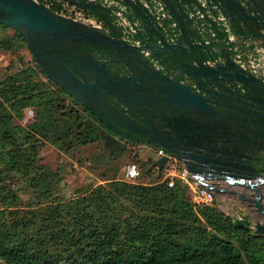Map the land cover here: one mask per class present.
I'll return each mask as SVG.
<instances>
[{
  "label": "water",
  "instance_id": "obj_1",
  "mask_svg": "<svg viewBox=\"0 0 264 264\" xmlns=\"http://www.w3.org/2000/svg\"><path fill=\"white\" fill-rule=\"evenodd\" d=\"M61 1L101 24L42 0H0V24L23 36L49 78L114 139L163 147L209 188L226 183L225 192L264 215V70L251 67L256 53L264 54V0ZM157 2L167 17L158 18ZM129 27L136 28L132 41ZM79 45L96 51L58 53L59 46ZM105 54L120 60L111 65ZM170 155L154 160L152 169L161 174ZM237 223L252 225L249 218ZM255 227L264 234V222Z\"/></svg>",
  "mask_w": 264,
  "mask_h": 264
},
{
  "label": "trees",
  "instance_id": "obj_2",
  "mask_svg": "<svg viewBox=\"0 0 264 264\" xmlns=\"http://www.w3.org/2000/svg\"><path fill=\"white\" fill-rule=\"evenodd\" d=\"M54 1L52 9L63 13V2ZM19 36L24 39L20 33ZM45 75L56 89L33 79L27 70L11 74L0 83V103L10 110L9 121L0 123V143L4 148L10 145L9 139L19 137L25 144L44 140L69 151L100 138L102 122ZM63 95L69 96L70 103L66 104ZM28 107L36 108L37 116L25 129L21 124L15 129L11 119H23ZM178 164L182 169L183 164ZM31 166L41 167L35 160L0 166L2 201L10 197L11 188L7 194L4 191L13 181L7 177L11 171L24 170L28 175ZM157 178L149 185L118 180L99 185L78 201V216L72 215V202L67 208L47 210L55 218L68 213L70 220L81 226L72 231L71 225L61 233L70 245L62 250H51L39 242L38 236H31L28 222L13 215L19 210H0V258L12 264H264V237L256 227L238 224L220 211L216 201L211 205L195 203L187 186L177 183L171 187L162 175ZM125 201L138 203L142 214L137 221L123 226ZM110 210L117 213L109 216ZM181 231L184 235L180 237Z\"/></svg>",
  "mask_w": 264,
  "mask_h": 264
},
{
  "label": "rangeland",
  "instance_id": "obj_3",
  "mask_svg": "<svg viewBox=\"0 0 264 264\" xmlns=\"http://www.w3.org/2000/svg\"><path fill=\"white\" fill-rule=\"evenodd\" d=\"M24 70H27V74L33 79L45 81L52 89L57 88L49 81L42 68L34 60L26 41L19 36V32L6 26L0 29V83L9 75ZM63 97L66 104L70 103L71 99L68 95H63ZM7 112H10V110L5 104L0 103L1 124H6L9 121ZM36 116L37 109L28 107L25 110L24 118L17 119L14 116L13 120L11 119V125L15 129H19V124H21L25 129L26 125L32 122ZM102 126L99 132L100 138L69 151L55 147L44 140L33 144H25L22 141L23 139L19 137L9 139L10 145L7 144L5 148L0 143V147L3 148L0 150V166L5 167L7 164L20 165V163L31 160H35L37 165L41 166L37 168L31 166L30 173L32 174L29 173L30 175L28 173V175L24 174V170L16 171L13 169L11 171V174L7 177L13 181L7 183L8 189L4 191V194H7L9 188H11L10 197L2 201L3 195L0 194V210L8 209L9 211L11 208L19 210L13 214L14 217L19 220L25 219L24 221H27L29 226L27 232L31 236H38L39 242L43 241L42 243L51 250H62L65 249L66 245L70 247L68 240L65 242V236L61 233L69 230L71 225H74L71 227L72 231L77 227L78 229L81 227L79 223L75 224L70 220L71 215L67 216L68 213L56 218L50 217L48 211L52 210L51 207L67 208L68 204L72 202L74 203L72 204V215L78 216L76 213L77 208L80 206L78 201L85 195L90 194L99 185H107L111 180L125 181L128 184L149 185L157 182V176L162 175L164 177L163 172L160 174L157 168L152 169L153 157L158 159V155L154 151L145 149L147 144L133 143L130 140L118 137L114 139L113 135L108 133L107 129ZM15 129H9V132H13ZM5 130L6 128L2 129V131ZM23 132L22 130L21 133ZM18 144L22 145L17 146ZM129 162L139 164V177L134 179L125 177L124 171ZM148 170H152L153 173H149ZM232 189L242 191L246 196H251V190L249 189L243 187H233ZM261 191L264 202V187ZM188 193L190 194V191ZM192 200L194 201L193 198ZM215 201L223 214L236 220L249 218L252 221V225H250L252 228H255L256 222H264V215L259 214L255 206H252L249 201L240 199L236 194L224 192L219 194ZM213 203L203 204L211 205ZM123 204L121 217L123 218V226H126L130 222L137 221L138 215L142 213L140 212L141 206L138 203L125 201ZM116 213L117 210H110L109 216ZM4 215H8L7 211ZM29 216H32V219H27ZM88 218L89 216L85 218L84 223ZM75 219L78 220L77 217ZM78 221L80 222V220ZM259 234L264 237V234ZM183 235L184 231H181L180 237ZM0 264L12 263L0 258Z\"/></svg>",
  "mask_w": 264,
  "mask_h": 264
},
{
  "label": "built area",
  "instance_id": "obj_4",
  "mask_svg": "<svg viewBox=\"0 0 264 264\" xmlns=\"http://www.w3.org/2000/svg\"><path fill=\"white\" fill-rule=\"evenodd\" d=\"M42 1H44L51 8L52 5H55L54 0H42ZM57 1L63 2L62 14L73 16L75 18H80L82 20L94 24L93 23L95 20L94 17L88 18L89 15H87L84 11L76 8L75 6L61 0H57ZM103 1L109 4L114 3L113 0H103ZM154 8L158 13V18L167 17L168 13L164 5L157 2L154 4ZM117 15L120 18V20L119 19L117 20H119L121 24L123 25L128 24V20L123 15L122 12H118ZM96 25H100V24H96ZM129 28L125 29L127 32L126 37L132 41L130 32H136V28L135 27H129ZM251 62H252L251 67H253L254 71L255 70L260 71L261 70L260 68H262L263 70L264 67L259 62L257 61H251ZM157 155L159 158L163 155H170V154L163 147H159V149L157 150ZM174 160L176 159L170 155V160L163 167L162 172L164 173L163 174L164 180H167L169 186L171 187L175 186L177 183L187 186L190 191V194L192 195V198L197 203H212L217 199V196L219 194L224 193L226 189L231 188L230 185L226 183L214 182L213 184L215 189H211L208 187V182L205 179H199L196 176L190 174L184 166L182 169L178 168L177 165L173 162ZM124 174L127 179H134L139 177L140 169L138 164L136 162H129L125 168ZM216 190H219V192Z\"/></svg>",
  "mask_w": 264,
  "mask_h": 264
},
{
  "label": "flooded vegetation",
  "instance_id": "obj_5",
  "mask_svg": "<svg viewBox=\"0 0 264 264\" xmlns=\"http://www.w3.org/2000/svg\"><path fill=\"white\" fill-rule=\"evenodd\" d=\"M88 15V14H87ZM88 18H92V16H88ZM95 19V18H94ZM94 24L96 23V24H101V20H98L97 18L94 20V22H93ZM57 49H58V53L59 54H61V53H66V54H69V53H73V52H77L78 50H87V49H93V50H95L96 51V48H94L93 46H91V45H88V46H86L85 48H82V46L81 45H79L78 47H75V48H73V47H67V46H65V47H62V46H59V47H57ZM99 51H101V50H99ZM257 54V58H262L263 60H264V54H263V52L261 51V54H258V53H256ZM104 58H105V60L109 63V64H111V65H116V63H115V61H119L120 60V56H113V55H110V54H105V56H104ZM63 68V65L60 63L59 64V66L57 67V70L58 69H62ZM263 70H264V68H263ZM256 72H260V71H256ZM254 116V115H253ZM252 116V117H253ZM121 139H123V138H121ZM125 140H128V139H125ZM131 141V140H130ZM131 142H133V143H140V142H134V141H131ZM145 144H148L149 146H151V148H153L154 149V151H156L157 152V150L159 149V146H156V145H154V144H150V143H145Z\"/></svg>",
  "mask_w": 264,
  "mask_h": 264
},
{
  "label": "crops",
  "instance_id": "obj_6",
  "mask_svg": "<svg viewBox=\"0 0 264 264\" xmlns=\"http://www.w3.org/2000/svg\"><path fill=\"white\" fill-rule=\"evenodd\" d=\"M174 23H175V21H172V25H173ZM5 27H6L5 25H1V24H0V29H3V28H5ZM7 27H8V26H7ZM259 58H260V57H259ZM258 62L264 67V60H263L262 58H260ZM145 149H149L150 151H154V149L151 148V146H149L148 144L145 146ZM154 153L157 154L156 151H154ZM145 159H147V158H145ZM156 159H157L156 157H153V162H154V160H156ZM173 162H174V163L177 165V167L179 168L178 161L174 160Z\"/></svg>",
  "mask_w": 264,
  "mask_h": 264
}]
</instances>
